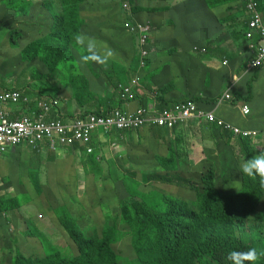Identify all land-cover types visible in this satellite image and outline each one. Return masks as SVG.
Returning a JSON list of instances; mask_svg holds the SVG:
<instances>
[{
	"label": "trees",
	"instance_id": "trees-1",
	"mask_svg": "<svg viewBox=\"0 0 264 264\" xmlns=\"http://www.w3.org/2000/svg\"><path fill=\"white\" fill-rule=\"evenodd\" d=\"M125 1L41 0L38 3L34 0H0V51L8 57L4 61L1 59V67L10 70L13 66L10 58L24 62L16 78L17 81L23 77L25 81L24 87H21L24 95L36 92L32 89L35 80L46 85L54 98L61 100L65 95L75 96L82 106L93 109L89 113L106 115L116 95L120 96V87L139 69L141 49L148 45L152 50L160 39L159 34L152 29L148 32L146 45H143L140 29L125 26L129 20L144 25L152 22L147 16L151 14L147 5L139 3L140 0H130L128 10L122 6ZM189 1L197 7L199 1H207L210 7H207L204 16H210L214 27L219 23L227 25L228 18L235 14L220 6L243 5L246 11L243 0H171L173 4L167 10L178 14L177 21L181 14L185 17V11L188 14L190 11L189 30L199 35L205 34V26L201 25V19L191 10ZM256 2V10L264 21V0ZM34 7L35 23L39 26L36 30L34 23L28 20V9L34 10ZM251 15L253 12L247 11L246 22L250 21ZM244 19V16L235 17L233 24L228 27L229 32L235 34V41L242 44L239 47L245 56L243 63L254 56L251 50L258 54L263 45L259 32L253 31L252 38L246 36L249 27ZM22 30L32 32L22 33ZM38 30L43 32L42 36L40 33L36 35ZM77 36L85 39L77 42ZM22 37L29 39L26 42L27 48L22 53H16L18 40ZM201 50L219 52L214 40L208 39L206 43L193 46L191 58L196 60L195 55L199 52L204 54ZM176 52L182 78L186 75L182 67L185 61ZM52 71L56 72L53 77ZM259 71L252 79L257 77ZM253 82L248 85V94L235 87L232 93L235 91L240 101L246 102V96L252 93ZM148 100L144 101L143 106H147ZM153 128L159 137L160 132H171L148 122L136 131L128 130L122 134L130 132L134 133V138L139 134L145 137ZM100 133L111 136L116 131L114 128H103L96 133L94 131L92 137ZM178 138L183 143L176 141L175 146L167 144L169 155L159 153V145L151 140L150 162L157 163L159 169L144 174L145 184L136 181V171L126 174L124 180L127 178L128 184L125 191L118 193L115 204L106 205V199L93 192L92 183L84 181V189L79 190L80 183L74 185L58 175L56 183H52L49 190L48 185L43 187L46 188L47 202L52 210L49 214L53 224L65 231L76 250L61 251L58 247H51L49 253L42 251L37 256L28 253L9 260L12 251L7 244L10 243L4 239V233L0 230V247L6 245L0 250V264H233L228 259L230 251H247L253 247L264 249V188L260 187L258 181L243 176L239 165L225 171H216L210 168H217L218 161L221 162L216 157H206L207 160L198 163L190 161L185 138ZM233 138L232 135L222 136L218 142L225 145L222 151L225 167L222 169H226L227 164L232 162L225 161L233 159L231 154H238L237 149L242 153L246 148L250 150V141L237 138V148L233 145ZM89 144L75 143L72 146V150H79L85 156L84 171L87 175L100 176L107 169L106 177L113 179L105 159L93 152L95 148L100 149L106 144L93 140L90 144L93 151L88 152ZM196 178H200V181L196 182ZM157 180L163 183V190L148 185L151 182L157 183ZM117 182L114 180V183ZM38 185L39 182L35 185L36 189ZM228 185L232 186L230 194L225 192ZM189 191L194 192V198L186 195L178 200L171 196L188 194ZM24 195L23 204L29 200ZM84 200L89 202L85 204ZM20 206L18 199L0 201V218L2 215H11ZM91 207L97 215L93 214V220L81 226L74 213ZM43 227V224L38 226L41 229ZM38 228L26 227L22 233L30 244L39 240ZM28 250L31 251L30 246ZM256 264H264V257Z\"/></svg>",
	"mask_w": 264,
	"mask_h": 264
},
{
	"label": "crops",
	"instance_id": "crops-1",
	"mask_svg": "<svg viewBox=\"0 0 264 264\" xmlns=\"http://www.w3.org/2000/svg\"><path fill=\"white\" fill-rule=\"evenodd\" d=\"M139 3L149 7L148 9L151 11V14H147V16L151 19L153 29L159 34L158 37L160 39L152 48V50L156 49L151 52L150 61L144 68L146 73L141 72L143 74L141 75L142 80L138 89L135 90V97L129 101H121L119 100V96L116 95L112 107L118 106L124 111H132L143 106L144 101L149 99L147 101L149 109L159 111L166 105L171 106L175 102L188 98L194 99L196 97H202V100L196 99L202 102V104L198 103L199 107L213 111L218 117L242 128L264 130V101L258 100L260 90L262 88L264 89V79L260 81L258 77L264 73V69L260 70L257 77L253 79V87L251 85L252 93L246 96L248 98L246 102H241L235 91L234 94L232 93L234 87L235 89H241L242 93H247L248 85L253 81L252 75L249 77L248 74L250 62L248 63L246 60L243 63L245 56L241 47H239L242 44L235 41V34L233 35L228 29L231 23L233 24V18L244 16L245 22L248 19L247 12L243 11V5L228 4L220 6L219 8H223L225 11H232L235 14L228 18L229 23L227 25L222 26L219 23L218 26L214 27L210 16H204L205 13H199V7L189 1L192 7L191 10L198 19H201V25L205 26V34L199 35L189 30L188 21L190 11L189 14L188 11H185V17L181 14V17L177 21L178 14L167 10L173 4L171 0H140ZM262 13L264 17V6ZM175 23L176 25H174ZM208 39L214 40V44L219 48V52L213 51L208 53L201 50L204 54L201 55V52H199L195 55L196 60L191 58L193 46L206 43ZM245 45L246 43H244ZM176 50L185 61L182 67H184L186 75L182 76V78H180V65L177 62L179 60L176 57L178 54ZM225 59L229 61L226 65L223 63ZM213 77H217V79L214 80ZM24 83L23 77L17 81L15 80V83H11L10 87H8V83H0V92L7 88H16L22 91L23 89L21 87H24ZM32 87L38 94L35 92L33 95H29L33 101L31 108L28 103L16 105L9 103L4 105V109L8 110L11 118L18 117L22 113L39 112L37 103L42 101V99L54 98L48 91L50 89L46 85H41L40 87L32 85ZM225 91L232 93L233 100L226 101L221 105L216 104L217 98ZM82 101L85 102L83 99ZM243 104L249 105L250 112L248 114L243 113ZM91 110L93 109L89 106H82L75 96L70 97L65 95V98L61 99L59 105L53 109L52 115H63L67 118H74L78 114ZM150 131V134H146L145 137L139 134L134 138V133L127 132L119 135L118 132V134L111 135L112 137L100 133L98 138H96V142L106 145H103L100 149L95 148L93 152L95 154L98 153L100 157L105 159L113 174V181H118L121 178L122 172L124 173L122 171V163H130L137 153L141 154L143 151L137 147V143H132V140H144L149 148L151 140H153L159 145L158 148L160 147L158 150L159 153L169 155L167 144L171 143V145L174 144L175 146L176 141L183 143L178 138L183 136L185 138L184 143L186 145L187 155L198 152L196 160L189 157L190 161L194 160V162L198 163L206 157H216L218 160H221L218 164L224 165L222 151H224L223 148H225V145L222 143L218 144V142L222 136H228L229 134L222 132L204 120L190 119L187 123L178 126L175 131H171L172 133L169 131H165L164 133L160 132V137L156 136L157 132L155 133V128ZM233 141L236 143L237 139L233 138ZM247 141L254 142L251 140ZM254 143L260 147H264V138H259ZM218 146L219 148H216ZM132 152L134 153L131 154ZM243 153H246L251 158L255 152L251 148L250 150L246 148ZM45 155H48L52 159L47 160ZM84 158V154L79 150H72V146H59L57 150H52L48 148L47 143H43L37 148L26 145L8 148L0 156V201L16 199V196L22 197L28 191L26 184L33 185L31 187L32 190L30 188L29 192L34 191L35 196L36 194H40L45 191L43 187L50 184L53 173L55 174L54 180L58 175H61L74 185H79L80 183L79 190H83L86 178L100 177L99 175H87L84 171ZM150 159H152V155ZM228 159L225 162L233 160ZM38 182V189H36L35 185ZM98 183V181L92 182V188L94 193L100 195L102 193H99ZM231 191L232 186L228 185L225 192L230 194ZM46 193L45 199L47 202L48 197L46 198V196L48 195ZM79 196L82 195L79 194ZM28 199L26 203L32 202L34 197H28ZM18 200L24 202L23 197ZM48 207L51 212V206L48 205ZM11 215H2V218H0V230L4 233V239H7L10 243L7 244L9 247L13 246L12 242L15 240L11 234H20L22 232L18 226V221H15L16 217L14 212ZM2 246L5 247L6 245ZM29 246L30 242H27L26 239L23 244L19 245L22 249H28Z\"/></svg>",
	"mask_w": 264,
	"mask_h": 264
},
{
	"label": "built area",
	"instance_id": "built-area-1",
	"mask_svg": "<svg viewBox=\"0 0 264 264\" xmlns=\"http://www.w3.org/2000/svg\"><path fill=\"white\" fill-rule=\"evenodd\" d=\"M247 11H252L251 19L248 23L249 31L246 33L248 38H252L253 31L259 32L263 45L260 48L256 59L252 60L254 66L259 65L264 60V21L259 11L256 10V0H244ZM123 6L130 9L129 0L125 1ZM132 29L139 28L142 33L141 43L144 45L147 39L148 25L138 24L133 26L126 24ZM145 57L148 54L147 49L142 50ZM144 65V61H142ZM139 84V77L132 80L130 84L124 87L123 97L131 96L132 88ZM225 98H230L229 93H225ZM29 96L24 95L18 89L3 90L0 93V156L4 154L8 148L18 145H27L32 148L40 147L41 144L47 143L48 148L57 150L59 146H73L75 143L91 144L93 141L92 134L101 127L109 130L116 129H137L143 127L146 123L152 122L166 128H173L175 125L188 121L192 117L205 118L209 122H213L224 130L233 133L235 136L254 138L264 134L260 130H246L234 126L231 123L217 118L213 112H207L199 109L192 100H187L175 104L172 108H166L158 115L146 116L145 109H139L132 113H126L121 110L114 111L111 115L101 116L89 114L86 116H75L74 118H66V121L60 116L47 118L48 113L58 106L57 99H42L37 103L40 112L32 111L30 113H22L20 116L11 118L8 110L4 109V105L30 103ZM244 114L250 112L248 105L243 106ZM92 139V140H91ZM88 145L87 151L92 152L93 149Z\"/></svg>",
	"mask_w": 264,
	"mask_h": 264
},
{
	"label": "rangeland",
	"instance_id": "rangeland-1",
	"mask_svg": "<svg viewBox=\"0 0 264 264\" xmlns=\"http://www.w3.org/2000/svg\"><path fill=\"white\" fill-rule=\"evenodd\" d=\"M34 1L39 3L41 0H34ZM198 7H199V13L204 14V13H206L207 7H210V5L207 3V1L206 2L199 1ZM261 7H262V5H261ZM35 9H36L35 7H34V10L28 9V20L34 23V25H33L34 30L39 28L38 24L35 23V19H34ZM10 25H12V24H10ZM18 28H19V26H18ZM7 31H9V27L7 28ZM21 32L26 33V32H32V31L22 30ZM39 33H40V31L38 30L36 35L38 36ZM42 35H43V32L41 31L40 36H42ZM28 40L29 39L24 38V37L19 38V40H18L19 44L17 45L15 52L16 53H22L23 51H25V49L27 48L26 42ZM155 49H153V50H155ZM13 52H14V50H12V53ZM6 58H8V57L5 56V53L0 51V83H2V84L8 83L9 85H11V83H15L16 78L20 75V72H21V70L25 64H23L24 62H22V61L19 62L16 59L10 58L13 66L10 68V70L9 69L5 70L1 67V59H3L2 61H4ZM140 58L142 60L145 59V57L142 54V49H141ZM144 64L147 66V62H144ZM263 69H264V66L260 68V70H263ZM258 70L250 69L248 72L249 77H250V75L253 76ZM55 71H57V70H55ZM141 72L146 73V70L145 69L141 70ZM55 73L56 72H53L52 77L55 75ZM52 77H51V79H52ZM261 79H264V73H262L260 75V77H258V80L261 81ZM33 81H34V83H35L34 85H36V87L41 86L40 82H36L35 80H33ZM66 96H69V95H66ZM258 100L264 101V89L263 88L260 90ZM104 134H106V133H104ZM259 138H264V134L254 137L252 139V141L256 142ZM244 140L247 141L246 139H244ZM241 141H243V140H241ZM254 142H250L249 146H250L251 150L255 152L254 153V155H255L258 151L262 150L264 147L263 146L260 147ZM132 143H137V147L143 151L141 152V154L137 153L135 155V157L131 160L130 163H127V164L122 163V169H123L122 171H124V173L122 172L121 178L118 180L117 183H114L113 179H111L110 177H106V173L108 171L107 169H105L103 174L100 175L102 178L101 177L86 178V181L88 183H92L94 181L99 182L97 184L99 186V193H102V194H100V196H102L106 199V205L107 204H115L116 203L115 200H116L118 193L120 194L121 192L125 191L126 184H128V182H126L128 179L126 178L124 180L126 174H128L131 171L132 172L136 171V173H137L136 174V181H138L140 184H145L146 183V181H145L146 177L144 176V174L150 173V171L155 172L159 169V165L157 163L150 162V156L152 154H151V149L149 148V146H147L142 140H132ZM237 143L238 142L236 141V143L234 142L233 145H236V147L239 148ZM237 152H238V154H235V155L233 153L231 154L233 157V160H232V162L227 164L226 169H222L225 167L222 164H217V168L216 167H210V168H212L213 170H216V171H218V170L225 171L229 167H235L237 165H239L238 167L240 168L241 163L244 162L245 160L249 159V157L246 153H242L240 149H237ZM133 153L134 152H132L131 154H133ZM176 153H177V151H176ZM194 154H191V155L188 154V157L196 160V156H197L198 152H195ZM45 158L47 160L52 159L48 155H45ZM61 160H65V159H61ZM194 160H192V161H194ZM205 160H207V159H202L201 162H203ZM148 164H149V167L146 168V166ZM129 167H130V169H129ZM180 170H182V168H180ZM54 175L55 174L53 173V177L51 179V182H50V184H48V190L50 189L52 183H54V184L56 183L54 180ZM195 181L196 182L200 181V178H196ZM23 184H25V183H23ZM148 185H155V187L160 189V190L164 189L163 183H161V181L159 182V180H157V183L151 182ZM26 186H28V191L25 194V197L26 198L34 197V199L32 200V202H28V203L25 202L24 204H23V202H20L21 206L16 208V210H14V215L16 217L15 221L16 220L18 221V226L20 227V229L22 231L20 234H18V233H15L14 235L11 234L12 238L15 239L14 242H12V244L14 246V247L12 246L14 253H19V254H23V255H26L29 253V254H34V256H37L38 253H42V251L49 253V250L51 249V247H58L59 249H61V251H68V250L75 251L76 247H75L74 243L70 239H68L65 231L62 228L57 227L55 224H53L54 221L51 219V215L49 214V212H50L49 207H48L49 203L46 202V199H45L46 188H45V191L41 192L38 195L36 194V196H35L34 191L29 192L30 188L33 185L32 184H26ZM31 190H32V188H31ZM193 194H194V192L189 191L188 194H176V195H171V196L178 199V200H181V198L186 197V195L193 198ZM47 197L48 196H46V198ZM15 198L20 199L22 197L16 196ZM87 202H89V201L84 200L85 204ZM93 214L97 215V213L93 207L89 208V210L82 209V210L76 211L74 213L78 223L81 226H83V224H85V223L91 222L93 220V217H92ZM42 215H43V217H42ZM11 217H12V215H11ZM30 223H32V224H30ZM41 224L44 225V227L42 229L38 228V226ZM26 227L28 229H29V227H37L39 229V235L37 236V238L39 240L34 241L33 243L30 244V250H31L30 252H29V250L27 251V250H22L19 248V245L23 244L25 241L22 233L25 231ZM42 256H43V254H42Z\"/></svg>",
	"mask_w": 264,
	"mask_h": 264
},
{
	"label": "clouds",
	"instance_id": "clouds-1",
	"mask_svg": "<svg viewBox=\"0 0 264 264\" xmlns=\"http://www.w3.org/2000/svg\"><path fill=\"white\" fill-rule=\"evenodd\" d=\"M129 1H130V0H129ZM243 4H244V6H245L244 0H243ZM122 6H123V4H122ZM123 7H124V6H123ZM245 9H246V7H245ZM243 11H244V10H243ZM245 12H247V9H246ZM127 23H130V24L133 25V26H137L138 24H143V23L138 22V21L134 22V21H132V20H129L128 22L125 23V26H127V25H126ZM246 23H247V25H248L249 22H246ZM143 25H144V24H143ZM146 25L149 26V29H148V31H147V37H148V32H149L150 30L153 29V25H152L151 22H148L147 24H145V26H146ZM127 28L132 29L130 26H127ZM75 39L77 40V42H80L82 39H85V38H83V37H81V36H77ZM89 42H91V41L89 40ZM144 45H146V43H145ZM143 49H147V50H148V54L145 56V59H144V60L140 59V67H139V69H138V72H137V73H136V74H135L130 80L126 81V83H124V84L122 85V88L120 87V96H119V95H118V96H119V98H120L121 101H129L130 99H132V98L135 97V90L138 89V87H139V85H140V82H141V80H142L141 75H143V74L141 73V70H144V68L146 67L145 64L142 65V61L147 62V64H148L149 61H150V58H151V52L153 51V50H150V48H148V45H147L145 48H142V50H143ZM250 50H251V49H250ZM251 51L254 53V56H253L251 59L248 60V63L250 62L249 66H248V69H249V70H250V69H256V70H258V69H260L261 67L264 66V60H263V62H262L261 64L254 66V65L252 64V60L256 59L257 56H258V54H257L255 51H253V50H251ZM203 52H205V50H203ZM228 62H229V61H228L227 59H225L223 63L226 65ZM144 74H145V73H144ZM136 77H139V84L132 88V94H131V96L123 97L122 94H123V89H124V87L127 86L128 84H130V83L132 82V80L135 79ZM5 90H10V88H7V89H5ZM20 91H21V90H20ZM1 92H2V91H1ZM1 92H0V93H1ZM225 93H229V94H230V98H225V97H224ZM26 95H27V94H26ZM27 96H29V95H27ZM29 97H30V96H29ZM30 99H31V97H30ZM52 99H57V98H52ZM47 100H50V99H47ZM57 100H58V99H57ZM187 100H192V101H194V102L196 103V106H197L199 109H202V110L207 111V112H213V111H209V110H206V109H204V108L199 107V104H198L199 102H198V101L194 100L193 98H188V99H185V100H182V101H179V102H175V103L171 104V106L166 105L163 109H161V110H159V111H152V110L149 109L148 106H140V107H138L137 109L132 110V111H124V110H122L120 107L116 106V107H112V108L106 110V115H104V113H98V114L101 115V116H107V115H111V114H112L114 111H116V110H121V111L126 112V113H132V112H135V111H137V110H139V109L142 108V109H145V111H146V116H150V115L155 116V115H158L159 113H161L162 110H164V109H166V108H172L175 104H177V103H181V102H184V101H187ZM232 100H233V95H232V93H231L230 91H225L222 95H220V96L217 98L216 104L221 105L222 103H224V102H226V101H232ZM32 102H33V101L31 100V102L29 103V104H30V108H31V104H32ZM58 102L60 103V100H58ZM8 104H9V103H8ZM15 105H16V104H15ZM58 105H59V104H58ZM244 105H245V104H243V106H244ZM246 105H248V104H246ZM243 106H242V111H243ZM248 106H249V105H248ZM249 108H250V107H249ZM39 112H40V111H39ZM52 113H53V111H50V112L48 113V115H47V116H48L47 118H52V117H54V116L52 115ZM243 113H244V112H243ZM89 114H91V113L86 112V113L78 114L77 116H84V115H89ZM98 114H95V115H98ZM213 114H214L217 118H220V117H218L214 112H213ZM60 117H62V118L66 121L65 116L61 115ZM66 118H67V117H66ZM193 118H195V119H197V120H204V121L207 122L208 124L214 125V126L217 127L218 129H220L222 132H226V133H228L229 135H232V136L234 137V139H237V138L242 139V138H243V139H247V140H251V141H252V139H253V138H249V137L235 136V135H233V133L224 130L223 128L219 127L218 125H216V124L213 123V122H209V121H208L207 119H205V118L192 117V118H190V119H193ZM190 119H189V120H190ZM220 119H222V118H220ZM189 120H188V121H189ZM222 120H224V119H222ZM188 121L183 122V123H180V124H177V125H175L173 128H166V127H162V126H159V125H158V127L162 128V129L164 128V129H168V130L173 131L174 128L177 129L178 126L183 125V124L187 123ZM224 121H225V122H228V123H231V122L226 121V120H224ZM153 124H155V123H153ZM231 124H233L234 126H237V127L241 128V129H246V130H259V129H252V128H248V129H247V128H242V127H240V126H238V125H235L234 123H231ZM155 125H157V124H155ZM144 126H145V125H144ZM101 129H103V128L101 127V128L98 129L97 131H99V130H101ZM110 129H113V128H110ZM114 129H115V131H116L117 134H118V132H119V135H121L123 132L128 131V130L136 131L135 129H130V128L119 129V130L116 129V128H114ZM260 131H262V132L264 133V130H260ZM95 133H96V132H95ZM98 136H99V134H94V136H93V140H94V142H96L95 140H96V138H98ZM145 144H146V143H145ZM26 146H27V145H26ZM175 150H176V149H175ZM240 173H241L243 176H246V177H248L249 179H251V180H253V181H258L260 187H261V188H264V150H260V151H258V152H257L255 155H253L251 158H249V159L245 160L244 162H242L241 165H240ZM234 190H236V189H234ZM190 192H191V191H190ZM193 198H194V194H193ZM42 217H43V215H42ZM3 248H4V247L1 246V247H0V250L3 249ZM19 248H20V247H19ZM20 249H22V248H20ZM10 250H11L12 252L10 253L9 260H10V258L15 257V256H17V255H23V254H19V253H14L13 247H10ZM22 250H27V249H22ZM23 256H25V255H23ZM261 257H264V249H262V250H258V249L255 248V247L250 248V249H248L247 251H235V250H233V251H230L229 254H228V259H229L230 261H232L233 264H245V262H248V264H256V262H257ZM9 260H8V263H9Z\"/></svg>",
	"mask_w": 264,
	"mask_h": 264
}]
</instances>
